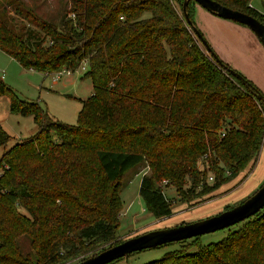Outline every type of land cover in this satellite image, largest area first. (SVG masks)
Returning <instances> with one entry per match:
<instances>
[{"label": "trees", "instance_id": "trees-1", "mask_svg": "<svg viewBox=\"0 0 264 264\" xmlns=\"http://www.w3.org/2000/svg\"><path fill=\"white\" fill-rule=\"evenodd\" d=\"M217 1L264 23L251 0ZM69 2L57 24L21 0H0L1 50L44 73L85 61L92 82L76 123H68L0 79L10 111L37 124L0 156V264H73L123 240L122 178L142 161L150 173L139 194L163 218L173 200L159 181L182 200L205 199L251 171L263 145L264 93L201 46L183 0ZM195 4L189 0L186 12L196 26ZM9 138L0 125V144ZM23 233L32 254L17 245ZM143 264H264V206L217 241L194 238Z\"/></svg>", "mask_w": 264, "mask_h": 264}, {"label": "rangeland", "instance_id": "rangeland-1", "mask_svg": "<svg viewBox=\"0 0 264 264\" xmlns=\"http://www.w3.org/2000/svg\"><path fill=\"white\" fill-rule=\"evenodd\" d=\"M21 1L45 19L57 24L60 23L64 11L70 5L69 0ZM175 5L181 13V5L177 2ZM251 6L264 13V0H251ZM9 9L12 12V9ZM191 12L196 26L200 28L203 38L207 40L211 48L208 49L199 39L201 46L212 56V52L217 55L222 65L251 80L264 93V46L255 33L248 26L213 14L198 3L194 5ZM15 17L17 21L20 18L18 15ZM84 71L85 65H80L69 74L62 72L54 80V72L44 73L23 67L15 58L0 49V79L10 85L21 99L38 101L51 116L64 122L76 123L82 100L92 92V82L90 78L84 77ZM0 125L10 135L6 142L0 144V156L5 149L34 134L37 130V124L31 114L24 115L10 111L7 95H0ZM255 164L251 171L243 175V178L237 177L222 184L210 196L202 200L189 198L182 200L174 185L170 183L165 185L159 181L158 184L161 185L165 194L173 200V213L167 217L155 218L146 209L139 194L142 174L150 173L149 166L142 161L128 169L122 178L120 191L122 208L118 229L120 237L124 239L150 229L210 216L224 210L227 205L239 203L264 181V141ZM21 210L27 214L24 209ZM240 222L196 237L136 250L106 264H143L161 257L168 251L180 248L182 244L194 238L202 244L217 241L225 237L229 230L236 228ZM16 242L24 255L33 253L31 237L28 234L18 235ZM195 249V244L189 247V251Z\"/></svg>", "mask_w": 264, "mask_h": 264}, {"label": "water", "instance_id": "water-1", "mask_svg": "<svg viewBox=\"0 0 264 264\" xmlns=\"http://www.w3.org/2000/svg\"><path fill=\"white\" fill-rule=\"evenodd\" d=\"M188 1L189 0H183L182 2V10L184 12V17L187 22L192 26V29L195 32L196 36L201 39L204 44H206L208 49H210L211 47L209 43L207 42V40L205 41V38H203V34L199 32L198 27L192 25L191 19L189 18L186 12V5ZM194 1L200 6L207 9L208 11L212 12L213 14H216L226 19L234 20L238 23L248 26L255 33V35L258 37V39L264 46V23L261 22L255 16L247 12L231 8L227 5L220 3L217 0ZM212 54L214 59L219 64H221V61L217 57V55H215L213 52ZM222 66L227 68L225 65ZM228 70L232 75L236 76L239 79H242V81L245 82V79H243V76H241L239 73L229 68ZM257 97H262V95L258 93ZM263 206L264 181L252 194H250L244 200L218 213L171 226L150 229L142 233L129 236L117 243H114L110 246L101 249L100 251L83 257L73 264H106L136 250H140L147 247H153L171 241L186 239L189 237L203 234L205 232H210L216 229L229 226L231 224L237 223L248 218L249 216L259 211Z\"/></svg>", "mask_w": 264, "mask_h": 264}, {"label": "built area", "instance_id": "built-area-1", "mask_svg": "<svg viewBox=\"0 0 264 264\" xmlns=\"http://www.w3.org/2000/svg\"><path fill=\"white\" fill-rule=\"evenodd\" d=\"M81 65L83 66V65H85V61L83 62V63H81ZM62 72H65V73H67V74H69V73H71L72 71L70 70V69H62V70H59V71H56V72H54L53 73V76H54V80L57 78V76L59 75V74H61ZM212 178V176H209V179H211Z\"/></svg>", "mask_w": 264, "mask_h": 264}, {"label": "crops", "instance_id": "crops-1", "mask_svg": "<svg viewBox=\"0 0 264 264\" xmlns=\"http://www.w3.org/2000/svg\"><path fill=\"white\" fill-rule=\"evenodd\" d=\"M200 29V28H199Z\"/></svg>", "mask_w": 264, "mask_h": 264}]
</instances>
